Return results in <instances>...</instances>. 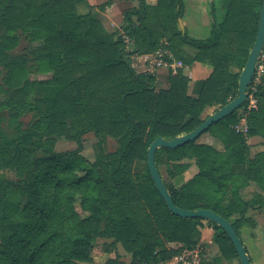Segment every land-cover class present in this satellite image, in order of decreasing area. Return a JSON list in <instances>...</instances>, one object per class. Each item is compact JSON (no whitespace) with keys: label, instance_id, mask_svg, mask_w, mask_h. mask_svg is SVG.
<instances>
[{"label":"trees","instance_id":"obj_1","mask_svg":"<svg viewBox=\"0 0 264 264\" xmlns=\"http://www.w3.org/2000/svg\"><path fill=\"white\" fill-rule=\"evenodd\" d=\"M82 1L0 0V264H87L99 238L110 240L106 252L119 244L129 264H164L198 247L204 227L213 230L218 254L199 264H241L221 226L169 211L147 169V149L156 137L192 131L208 109L213 113L237 97L262 0H221L222 15L205 39L181 34L182 0H137L122 14L132 50L91 9L79 12ZM161 40L183 65L211 67L195 81L193 95L182 69L169 72L167 86L159 87L155 74L132 68L130 55L151 53ZM255 97L256 108L246 101L202 133L220 148L198 142L201 134L154 154L174 205L215 212L241 241L242 230L256 226L250 212L264 206V150L250 155L247 139L264 137V69ZM242 117L246 134L237 129ZM87 133L95 138L94 160L81 153ZM108 137L118 145L112 152ZM60 138L74 140L76 148L56 151ZM140 162L144 168L135 174ZM192 164L197 172L184 180ZM103 264L126 263L116 255Z\"/></svg>","mask_w":264,"mask_h":264},{"label":"rangeland","instance_id":"obj_2","mask_svg":"<svg viewBox=\"0 0 264 264\" xmlns=\"http://www.w3.org/2000/svg\"><path fill=\"white\" fill-rule=\"evenodd\" d=\"M183 5V13H182V23L184 25L185 31L187 35L190 38L195 39H205L209 36L212 24L214 20H219L222 15V8H221V0H182ZM211 5L214 7V13L211 12ZM80 12H84L81 8H78ZM118 32V30H117ZM22 46L18 48V51L21 49ZM184 51L193 54L194 49L190 46H184ZM264 57V50L262 52ZM131 62V59H130ZM233 71H237V69H233ZM188 73V72H187ZM39 78L45 77V76H38ZM164 82V80H162ZM160 87V85H158ZM5 98L4 95H0V99ZM257 106V105H256ZM207 113H212V109H208L206 111ZM238 114H242V109L239 110ZM30 119V115H26L23 120L28 121ZM245 120L243 117L241 118L240 122L238 123L237 127L242 130V133L246 134V131H244L245 126ZM205 135L199 137L197 139L198 142H204V143H210L211 145L220 148L221 143L219 140L214 138L210 133L206 132ZM205 137H208L209 140H206ZM248 142L250 144V151L249 154L253 155L255 152H258L260 150H264V137H248ZM77 146V143L74 140H69L66 138H60L55 143L54 149L56 151H69L75 149ZM117 142L116 140L108 137L105 142V147L108 152H112L116 150L117 148ZM82 155H84L89 160H94L95 157V138L92 133H87L84 136L83 140V149L81 151ZM144 162L137 163V166L134 168L135 174L137 173L138 168H144ZM160 171L162 176L169 180L165 174V170L163 166H160ZM2 174L5 177L15 179L17 178V175L14 171L10 170H2ZM197 172V167L195 164H192L191 167L183 174L182 178L184 180H187L191 178L195 173ZM252 190L249 188L246 192L250 193ZM251 216L256 221V226L254 229L245 228L243 230L244 234L243 237L247 240H249L250 232L253 230L257 233L264 232V206L261 209H257L250 212ZM242 232V233H243ZM250 239L249 241H251ZM110 240L99 238L96 240V243L94 244V248L92 250L91 256L92 261L87 264H103L105 260L109 258H114L116 255L119 256V258L124 261L126 264L130 263L131 256L130 254L126 253L122 247L118 244L116 246V249L114 251L111 250V252H106L104 247L109 243ZM248 241V242H249ZM261 242V241H260ZM251 242L248 243V247L251 246ZM174 247L177 245L173 243ZM261 249L256 248V250H252V260L254 263H257L258 260H262L264 262V242L260 244ZM199 254L200 257L211 259L213 256L218 254V248L216 245L212 244H202L198 245ZM263 251V252H262ZM237 260L233 261H227L226 264H234ZM263 264V263H262Z\"/></svg>","mask_w":264,"mask_h":264},{"label":"water","instance_id":"obj_3","mask_svg":"<svg viewBox=\"0 0 264 264\" xmlns=\"http://www.w3.org/2000/svg\"><path fill=\"white\" fill-rule=\"evenodd\" d=\"M178 26L180 28L181 34L183 35L185 28L181 18H178ZM263 47H264V0H262V4H261L258 28L254 43L248 54L246 62L239 74L237 97H235L227 104L223 105L222 107L211 113L199 126H197L192 131L176 136L170 140H165L162 137H156L150 143L147 149V169L150 173L151 179L154 182L159 195L165 201V204L169 209V211L176 216H180L184 218L200 217L212 221L218 224L219 226H221L226 231L231 243L233 244L241 264H251V262L241 239L233 229L231 223L227 219L223 218L222 216L216 214L215 212L209 209L200 208L197 210H188V209H182L174 205L172 201V197L168 192L161 178V175L156 167L154 154L156 149L159 147L177 148L190 141H194L203 132H205L213 123H216L219 120L225 118L226 116L231 114L234 110H236L241 105H243L247 100V88L251 83V80L255 74V69L262 55Z\"/></svg>","mask_w":264,"mask_h":264},{"label":"crops","instance_id":"obj_4","mask_svg":"<svg viewBox=\"0 0 264 264\" xmlns=\"http://www.w3.org/2000/svg\"><path fill=\"white\" fill-rule=\"evenodd\" d=\"M145 2L147 4L154 5L157 2V0H145ZM137 5H138L137 0H132V1H127V0H83L78 5V8H81L84 12H87L89 9H91L93 12L96 13L98 18L101 20L102 24L104 25V27L108 31L111 32V31H117L118 30V32L121 33L122 32L121 26H122L123 11L126 8L136 7ZM140 55H142V54L130 55L131 62L133 64L136 72H139V69L142 68V64L140 61ZM182 71L189 78L188 93L193 95V86H194L195 81L205 78L211 72V67L207 64L194 62L189 66L183 65ZM168 73L169 72L165 69H158V70L153 72V74H155L157 84L160 85V87H166L167 86V74ZM162 80H164V82H162ZM203 135H205V134H203ZM203 135H201V136H203ZM253 137H259V136H253ZM205 139L209 140L208 137H205ZM250 189L253 190L254 188L250 187ZM246 228H248V227H246ZM254 228H250V229H254ZM243 230H242V232H243ZM242 232H241L242 243H243L244 247L246 248L248 256L251 258V264H262V263L264 264V262L262 260H258L257 263H254L252 260V250L253 249L256 250V248L261 249L260 244L262 242H264V232L257 233V232L252 230L250 232V236H249V240L252 239L251 241H249L248 239L246 240L243 237L244 232L243 233ZM212 234H213V230L210 227H204L201 230L200 245L201 244H207V245L212 244L213 243L212 242ZM250 242L252 244L250 247H248L247 244ZM170 246L174 247L173 243L170 244ZM215 256H213L212 258H214ZM211 259H208V260H211ZM226 263L227 262H223L222 264H226Z\"/></svg>","mask_w":264,"mask_h":264},{"label":"built area","instance_id":"obj_5","mask_svg":"<svg viewBox=\"0 0 264 264\" xmlns=\"http://www.w3.org/2000/svg\"><path fill=\"white\" fill-rule=\"evenodd\" d=\"M121 38L125 43L127 50H132L133 45L130 36L125 32H121ZM167 45H168L167 41L161 40L160 47L157 48L155 51L140 55L142 68L139 69V72L153 73L158 69H165L168 72L175 74L179 69H182L183 64L181 63V61L175 59L171 51L167 48ZM263 59L264 57L262 55L257 63L255 74L251 80V83L247 88L246 101H248L247 104L248 109L256 108L257 105L255 92L257 90V84L261 80V75L264 69V65L262 63ZM131 66L134 69L132 62H131ZM237 129L240 130L238 127ZM243 130L246 131L247 127H244ZM200 259L201 257L199 254L198 247L184 248L178 255L174 256L171 260H169L164 264H199Z\"/></svg>","mask_w":264,"mask_h":264}]
</instances>
